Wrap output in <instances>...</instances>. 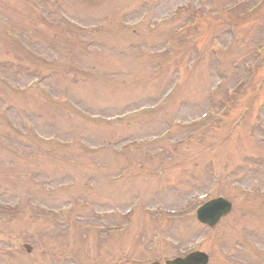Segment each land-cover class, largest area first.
Segmentation results:
<instances>
[{
    "label": "rangeland",
    "instance_id": "374dc122",
    "mask_svg": "<svg viewBox=\"0 0 264 264\" xmlns=\"http://www.w3.org/2000/svg\"><path fill=\"white\" fill-rule=\"evenodd\" d=\"M53 1L41 18L0 0L27 48L0 25L1 81L28 90L0 81V264H264V0ZM173 86L111 124L75 110L116 117ZM210 189L233 205L213 228L194 218Z\"/></svg>",
    "mask_w": 264,
    "mask_h": 264
},
{
    "label": "water",
    "instance_id": "95a60500",
    "mask_svg": "<svg viewBox=\"0 0 264 264\" xmlns=\"http://www.w3.org/2000/svg\"><path fill=\"white\" fill-rule=\"evenodd\" d=\"M201 262H198V263H196V264H200ZM173 264H183V263H177V262H175V263H173Z\"/></svg>",
    "mask_w": 264,
    "mask_h": 264
}]
</instances>
